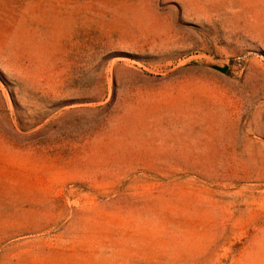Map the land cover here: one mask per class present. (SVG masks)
Segmentation results:
<instances>
[{"label": "rangeland", "instance_id": "374dc122", "mask_svg": "<svg viewBox=\"0 0 264 264\" xmlns=\"http://www.w3.org/2000/svg\"><path fill=\"white\" fill-rule=\"evenodd\" d=\"M0 264H264V0H0Z\"/></svg>", "mask_w": 264, "mask_h": 264}]
</instances>
